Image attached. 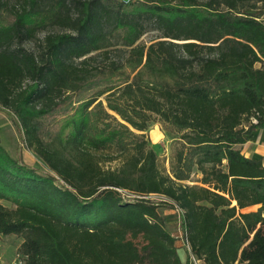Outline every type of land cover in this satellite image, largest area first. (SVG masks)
<instances>
[{"label": "trees", "instance_id": "trees-1", "mask_svg": "<svg viewBox=\"0 0 264 264\" xmlns=\"http://www.w3.org/2000/svg\"><path fill=\"white\" fill-rule=\"evenodd\" d=\"M263 11L264 0H0V106L52 173L0 140V240L23 239L25 264H183L159 195L181 210L199 264H264V163L241 149L264 129ZM153 123L179 135L170 171Z\"/></svg>", "mask_w": 264, "mask_h": 264}, {"label": "rangeland", "instance_id": "rangeland-1", "mask_svg": "<svg viewBox=\"0 0 264 264\" xmlns=\"http://www.w3.org/2000/svg\"><path fill=\"white\" fill-rule=\"evenodd\" d=\"M206 1V0H201ZM10 4L18 3V0H9ZM261 10H246V13L260 15ZM260 20L264 22V11ZM59 29H49L48 32H58ZM46 35V32L40 33L34 41L27 42L25 48L31 51L37 49L38 43ZM157 32L149 30L143 38L141 43H149L151 40L157 37ZM158 132V133H154ZM147 135L151 142V146L157 153L160 159V165L162 169L170 171V158L174 145L179 141V135L173 133H167L162 127L157 124H151ZM0 140L3 147L8 154L19 161L20 163L27 165L36 170L41 175L52 174L47 165L33 152L26 149L23 134L21 128L16 121V118L8 111L0 106ZM201 178V175L193 176V182H188L190 185L200 184L197 182ZM125 195L127 193H124ZM124 195V196H125ZM127 199H135L133 195H126ZM149 199L155 203L160 204L158 211L163 217L166 223L168 231L176 238V245L178 248V254L183 264H199L195 257L191 253L190 246L186 242L185 232L183 229V221L181 217V210L175 206L170 199L152 195ZM7 207L13 208L14 206L9 202H3ZM256 207L250 208L247 211H254ZM23 239L17 236H5L0 240V264H25V258L18 254V249L22 244Z\"/></svg>", "mask_w": 264, "mask_h": 264}, {"label": "crops", "instance_id": "crops-1", "mask_svg": "<svg viewBox=\"0 0 264 264\" xmlns=\"http://www.w3.org/2000/svg\"><path fill=\"white\" fill-rule=\"evenodd\" d=\"M241 149H242L243 154L246 157L254 159V160H260L264 163V129L256 130L253 133L252 138L249 140V142L241 146ZM254 207L258 209L260 208V205L254 206ZM250 208H253V207H250ZM248 209H246L245 212H250V211H247Z\"/></svg>", "mask_w": 264, "mask_h": 264}, {"label": "built area", "instance_id": "built-area-1", "mask_svg": "<svg viewBox=\"0 0 264 264\" xmlns=\"http://www.w3.org/2000/svg\"><path fill=\"white\" fill-rule=\"evenodd\" d=\"M125 1L128 3V2H130V1H132V0H125Z\"/></svg>", "mask_w": 264, "mask_h": 264}, {"label": "bare ground", "instance_id": "bare-ground-1", "mask_svg": "<svg viewBox=\"0 0 264 264\" xmlns=\"http://www.w3.org/2000/svg\"><path fill=\"white\" fill-rule=\"evenodd\" d=\"M154 133H158V132H154Z\"/></svg>", "mask_w": 264, "mask_h": 264}]
</instances>
